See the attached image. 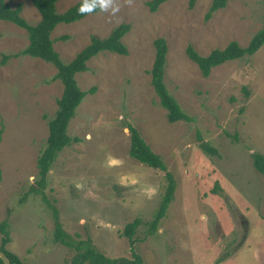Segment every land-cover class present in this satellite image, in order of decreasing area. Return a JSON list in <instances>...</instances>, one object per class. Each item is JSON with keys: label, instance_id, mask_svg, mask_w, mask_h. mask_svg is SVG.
Instances as JSON below:
<instances>
[{"label": "rangeland", "instance_id": "1", "mask_svg": "<svg viewBox=\"0 0 264 264\" xmlns=\"http://www.w3.org/2000/svg\"><path fill=\"white\" fill-rule=\"evenodd\" d=\"M5 1L22 3V16L32 25L42 18L34 0ZM79 1L58 0L57 11ZM150 1L134 0L117 16L92 13L52 32L68 63L93 37L131 26L122 39L127 55L102 51L77 73L80 88L95 92L70 121L68 134L76 140L57 155L45 195L30 188L63 83L54 64L21 54L30 42L27 30L0 20V223L10 210L6 249L30 264H71L74 252L55 241L54 209L69 239L89 240L111 258L264 264V176L253 163L254 152L264 155V45L214 67L209 76L186 51L192 45L205 56L232 41L247 46L263 26L264 0H228L210 17L213 0H168L154 12ZM159 38L168 46L166 86L190 120L169 122L152 85ZM130 124L175 180L172 202L153 234L151 221L168 181L163 171L130 157ZM202 142L219 155L206 152ZM137 218L130 239L123 231Z\"/></svg>", "mask_w": 264, "mask_h": 264}, {"label": "trees", "instance_id": "2", "mask_svg": "<svg viewBox=\"0 0 264 264\" xmlns=\"http://www.w3.org/2000/svg\"><path fill=\"white\" fill-rule=\"evenodd\" d=\"M57 1L58 0H34V5L40 12L42 18L37 24L32 25L22 16V3H18L16 7H11L5 0H0V20L10 21L17 26L26 29L29 34V45L21 52V54L40 58L46 62L54 64L57 68L55 78L60 79L64 87L62 95L58 99V109L55 115L48 121L49 135L46 144L37 159V167L39 169L38 179L30 188V193H41L43 195H45L44 189L47 177L57 155L66 146L71 145L72 142L76 140V138H73L68 134L70 121L75 117L77 108L80 106L84 98L89 93L95 92V87L88 91L80 88L76 79L77 73L87 71V62L102 51L127 55L128 49L122 39L131 27L129 24H121L114 28L106 38L101 39L93 37L89 45L82 49L73 60L66 63L56 51L54 47L55 40L51 37V34L59 24L75 22L87 15L81 16L77 14L81 1L77 2L63 13L57 11ZM166 1L168 0H151L148 4L151 11L154 12ZM195 1L196 0H191V5L195 3ZM227 1L228 0H213L212 7L208 12L207 17H210L212 12L217 9L224 7ZM263 45L264 23L261 29L255 33L249 44L245 47L241 46L237 41H232L225 48L214 49L205 56L196 51L192 45H189L186 51L189 58L199 66L202 74L204 76H209L214 67L230 60L245 57L246 55L251 56ZM155 47L156 55L150 73L152 77L151 82L160 99V104L167 110L169 122L190 120V117L185 114L178 101L168 90L164 80L168 53V46L165 39H157L155 41ZM4 59L6 60L7 57L5 56ZM128 127L130 130V157L152 168L163 171L168 181L167 189L161 199L155 218L151 221L149 232L153 234L157 230L159 221L165 216L169 204L172 202L176 189L175 180L162 157L152 150L150 145L142 137L139 130L131 124L128 125ZM3 133L4 129L2 127L0 129V143L2 141ZM201 146L206 152L212 155H219L218 150L210 146L207 142H202ZM253 163L255 168L264 176V155L254 152ZM1 176L2 170L0 166V183ZM216 187H218V184H216ZM213 191L215 192V189H213ZM27 195H29V192ZM54 212V217L56 219L54 233L55 241L67 246L72 252H74L71 264H146L139 255H134L132 258H111L96 249L89 240L69 239V236L58 222L57 210L54 209ZM8 214V217L0 223V233L2 235L0 250L5 252L9 257L11 264H30L6 249V245L10 242L8 219L10 216V210ZM139 224V218L133 222L127 223L123 234L132 239ZM0 264H4L1 258Z\"/></svg>", "mask_w": 264, "mask_h": 264}, {"label": "clouds", "instance_id": "3", "mask_svg": "<svg viewBox=\"0 0 264 264\" xmlns=\"http://www.w3.org/2000/svg\"><path fill=\"white\" fill-rule=\"evenodd\" d=\"M134 0H81V4L77 10L78 15H91L94 12L107 14L111 16H117L122 6L131 7Z\"/></svg>", "mask_w": 264, "mask_h": 264}, {"label": "water", "instance_id": "4", "mask_svg": "<svg viewBox=\"0 0 264 264\" xmlns=\"http://www.w3.org/2000/svg\"><path fill=\"white\" fill-rule=\"evenodd\" d=\"M0 258L2 259L4 264H11L9 257L2 250H0Z\"/></svg>", "mask_w": 264, "mask_h": 264}]
</instances>
